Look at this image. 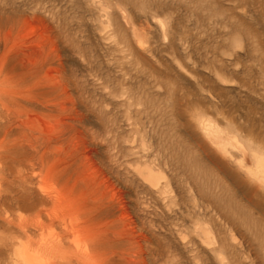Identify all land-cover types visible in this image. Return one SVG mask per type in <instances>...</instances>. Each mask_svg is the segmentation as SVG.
Instances as JSON below:
<instances>
[{
	"label": "rangeland",
	"instance_id": "1",
	"mask_svg": "<svg viewBox=\"0 0 264 264\" xmlns=\"http://www.w3.org/2000/svg\"><path fill=\"white\" fill-rule=\"evenodd\" d=\"M8 16L22 48L54 45L32 87L0 36V264L113 246L47 171L88 151L111 184L87 196L132 264H264V0H0ZM48 83H64L66 109ZM66 122L84 154L49 142Z\"/></svg>",
	"mask_w": 264,
	"mask_h": 264
},
{
	"label": "bare ground",
	"instance_id": "2",
	"mask_svg": "<svg viewBox=\"0 0 264 264\" xmlns=\"http://www.w3.org/2000/svg\"><path fill=\"white\" fill-rule=\"evenodd\" d=\"M16 16V15H15ZM18 18H20V17H18ZM41 18V17H40ZM21 19V18H20ZM13 21V22H12ZM11 22V23H10ZM18 20H15L14 18H13V16H8V18H5L4 19V17H0V36H2V37H4V40H5V43L3 42V40H2V42L4 43V48H5V50H3V54H2V57H5V56H9V55H12V56H14V58L11 60L12 61V63L14 64V63H18V64H20L21 66V69H23V74L27 71V72H30L29 73V76L31 77V79L32 80H34V75H36L37 76V83H31L30 84V86H32V87H36V86H38L40 83H38V81L39 80H41L40 79V75L42 76L41 78H43V76H44V74H45V76L47 77V75H48V73L50 72V68H51V65H52V58H51V49H52V43H53V41L50 39V37H49V35L47 36V35H41V36H39V39H40V43L38 44V45H36L37 47L35 48V47H28V48H26V49H24V48H22L19 44H18V42H17V39H18V32L21 30V28H22V26L21 25H18ZM26 22V21H25ZM10 23V24H9ZM53 39V38H52ZM23 41V40H22ZM35 41H37V40H35ZM39 42V41H38ZM31 44V43H30ZM53 45H54V43H53ZM1 64V63H0ZM54 64V63H53ZM14 66H15V64H14ZM13 67V66H12ZM35 70V71H34ZM43 74V75H42ZM45 76H44V79H45ZM47 79H48V77H47ZM38 84V85H37ZM49 85L48 86H46V87H44V89L45 88H48V91H47V93L50 91H57V93L60 95V97H58L57 99L59 100V106H58V109H60V111H61V109H66L67 108V106H66V100H68V97H70V94H69V91H68V89L66 88V86L65 87H63L64 86V83H63V86L61 87V83H57L58 85H57V88H58V86L61 88H55V86L53 85V87H52V83H48ZM66 85V84H65ZM73 86V85H72ZM34 90V89H33ZM37 90H39V89H37ZM31 91V90H30ZM35 91V90H34ZM42 92H43V90H42ZM56 93V94H57ZM28 94L29 95H32L33 94V96L32 97H35V98H32L33 100H35V99H38L40 96H38V95H40V94H38L37 92H29L28 91ZM25 95V94H24ZM45 95V94H44ZM38 96V98H36ZM46 97V96H45ZM46 98H48V97H46ZM73 98V97H72ZM71 98V99H72ZM28 99V98H27ZM31 99V100H32ZM53 99H47L46 101H45V103L46 102H49V101H52ZM74 100V99H73ZM37 101H40V100H37ZM75 101V100H74ZM56 102V103H57ZM72 103V102H71ZM51 104H54V103H51ZM54 107V106H53ZM57 108V107H56ZM70 108V107H69ZM14 112V111H13ZM12 112V113H13ZM56 112V111H55ZM28 113V112H27ZM57 113V112H56ZM29 114V113H28ZM26 116H28L27 114H26ZM31 116V115H30ZM26 121V120H25ZM28 121H30V120H28ZM73 121V120H72ZM27 122V121H26ZM45 122V121H44ZM61 122V121H60ZM60 122H59V124H60ZM48 123V122H47ZM57 123V122H56ZM65 123V122H64ZM63 123V124H64ZM75 123V122H74ZM51 124V123H50ZM69 124V123H68ZM68 124H67V122H66V124H64V127L67 125L68 126ZM62 125V124H61ZM70 125V124H69ZM71 125H72V123H71ZM74 125V124H73ZM67 126L65 127V129H61L62 130V132H61V130H60V135L59 134H57V136L59 135V138L57 139H55V140H53L52 138L49 140V142L50 143H53V145L55 146V148L54 149H56L57 151H59L60 152V150H62V148L66 145L65 143H66V141H67V144L69 143V142H71V141H73L74 142V140H72L73 138L75 139L76 137H71V141H69L68 142V139H70V135L69 134H71V130L70 129H72L74 126H71V128H67ZM60 128H63L62 126H60ZM70 131V132H68V130ZM67 130V131H66ZM72 132H73V134L75 135V134H77V133H74L75 131H73V129H72ZM79 133H81V132H79ZM73 134H71L72 136H73ZM80 135V134H79ZM78 135V136H79ZM83 135V134H82ZM82 138V140H85V138H83L82 136H79L78 138L80 139V141H81V138ZM79 139H78V142H79ZM86 141V140H85ZM84 141V142H85ZM77 142V141H76ZM83 142V143H84ZM75 143V142H74ZM82 142H80V143H76L77 145H75V144H73V143H71L72 145H73V149L75 150V148L77 149V150H75V152L76 151H78L79 153H83V151L82 150H84V148L83 149H79V148H77V147H79L78 145H80ZM239 143V142H238ZM237 143V144H238ZM65 144V145H64ZM70 144V143H69ZM71 144H70V146H71ZM235 144H236V142H235ZM52 145V144H51ZM52 145V146H53ZM64 145V146H63ZM76 147H75V146ZM81 145H83V144H81ZM89 145V144H88ZM87 145V146H88ZM50 146V145H49ZM51 146V147H52ZM53 146V147H54ZM84 146V145H83ZM239 148H241V150L243 151V154H244V156H246L247 157V151L245 150V148H243V146L242 145H240V144H238L237 145ZM50 147V148H51ZM66 147V146H65ZM85 147V146H84ZM50 148H48L47 147V149H50ZM52 149V148H51ZM70 149H72V147L70 148ZM72 149V150H73ZM79 149V150H78ZM71 151V150H70ZM81 151V152H80ZM241 151V152H242ZM47 152V151H46ZM50 152V151H49ZM54 152V151H53ZM73 152V151H72ZM78 152H76L75 154L77 155L78 154ZM96 152V151H95ZM51 153V152H50ZM74 153V152H73ZM81 153V154H82ZM85 153V152H84ZM83 153V154H84ZM87 153V152H86ZM88 153H90L89 151H88ZM88 153L85 155L84 154V156H83V158H81L82 160H79V159H77V156H76V159L78 160V162L77 161H75L74 159H73V163H71V164H69V160H65V159H62V158H56L57 156H55L56 154L54 153L53 155H52V158H51V164L49 165V169H47V171H48V174H52V175H54V176H56L59 180L61 179L62 181H63V184H64V186L65 187H67V188H69V192H70V194H71V198L69 199V207L70 208H72V206H81V208H83L84 210H85V212H87V213H89L90 214V221H92V219L93 218H95L97 221L95 222V221H92L93 223H91L90 224V227H89V232H88V235L90 236V238H91V240L92 241H99V240H103V241H107L108 243L111 241V242H113V246L111 247V248H109V246H108V244H107V246L106 247H104V248H102V249H97V251L95 250L93 253L92 252H88V250H85L84 251V254H82L81 255V263L82 264H106L107 262H113L114 260H115V258H116V256L117 257H120L121 259H123V261H124V264H132L131 262H130V260H129V258H127V256L125 255L126 253H125V250H124V252H123V248L121 249V251L123 252H121V251H119V247H118V245L116 246V247H118V248H116V247H114L116 244H117V235L119 234L118 232H117V230H118V227H117V230H115L116 228H115V223H114V221H113V223L114 224H112V225H114V227L113 226H109V224H107L106 225V227L104 226V224H102V220H101V217L99 216L100 215V213H103V215H104V213L106 214V212H102V211H100V208L99 207H97L96 206V204L95 203H97V202H91V201H89V197L87 196L88 194L89 195H91V194H93V192H95V190H96V192H97V190L99 189V188H101L102 187V185H106L107 186V188L109 187V185L111 184H109V178H107V176L103 173V171H101L99 168V166L97 165H95L93 162H92V160H94V158H90L89 156H88ZM45 154V153H44ZM47 154V153H46ZM74 154V155H75ZM49 155V154H48ZM80 155V154H79ZM59 156H60V153H59ZM81 156V155H80ZM95 156V155H94ZM44 157H45V155H44ZM62 157V156H61ZM71 157V156H70ZM64 158V157H63ZM67 159H69V158H67ZM63 160V161H62ZM71 160V159H70ZM48 161H49V159H48ZM69 161V162H68ZM79 161H80V163H79ZM96 161V160H95ZM25 162V161H24ZM59 162H62V163H60V164H58ZM97 162H98V160H97ZM62 164H63V166H62ZM65 164V165H64ZM22 165V164H21ZM62 167V168H61ZM28 168V167H27ZM87 170H86V169ZM89 169H90V171H89ZM89 171V173L90 174H92V175H90V174H88V172L85 174V172H84V174H83V171ZM47 173V172H46ZM20 174H22V173H20ZM87 174L88 175H90V176H88L87 177ZM18 175H19V173H18ZM22 177V176H21ZM61 177V178H60ZM84 177V178H83ZM85 177H87V180L85 179ZM92 178L93 180H89V178ZM97 179V180H96ZM100 179H101V183H104V184H100L99 183V185H101V187H99V185H98V183L97 182H100ZM99 180V181H98ZM96 181V182H95ZM113 183V182H112ZM106 186H104V189H106L105 187ZM97 187H98V189H97ZM96 188V189H95ZM103 188V187H102ZM101 188V190L103 191L104 189H102ZM94 190V191H93ZM58 191V190H57ZM61 191V190H60ZM95 192V194H97ZM56 193V192H55ZM98 193H101V191H98ZM104 193V192H103ZM62 194V193H61ZM68 194V193H67ZM94 194V195H95ZM59 195V194H58ZM72 195H76V197L75 196H72ZM93 195V196H94ZM92 196V195H91ZM213 196V195H212ZM61 197V196H60ZM65 197V196H64ZM75 197V198H74ZM96 197V196H95ZM1 199V198H0ZM3 199V198H2ZM2 199H1V201H2ZM93 199V198H92ZM97 200V199H96ZM3 202V201H2ZM100 204V203H99ZM4 206V205H3ZM69 208V209H70ZM104 208V207H103ZM106 209V208H105ZM113 211V210H112ZM109 215H111V214H109ZM99 216V217H98ZM99 218V220H101V221H99L98 220V218ZM108 217V216H107ZM95 219H93V220H95ZM90 223V222H89ZM89 226V225H88ZM123 227V226H122ZM119 229H121L120 227H119ZM123 229V228H122ZM125 229V228H124ZM207 229V228H206ZM206 229L205 228H203V232H206ZM4 231V230H3ZM124 231V230H123ZM121 233V232H120ZM123 234V233H122ZM127 234V233H126ZM201 234H202V232H201ZM88 236V237H89ZM133 236V235H132ZM200 236V235H199ZM120 239H122V238H120ZM119 239V240H120ZM125 239V238H124ZM118 240V241H119ZM123 240V239H122ZM116 241V242H115ZM127 241V240H126ZM121 242V241H120ZM120 242H118L119 244H120ZM129 242L131 243V244H133L132 243V241H130V239H129ZM129 243V244H130ZM45 244V243H44ZM125 243L123 242L122 244H120L121 245V247H122V245H124ZM119 245V246H120ZM130 246V245H129ZM43 247V246H42ZM124 247V246H123ZM131 247V246H130ZM44 248H46V249H48V251H49V249H53L54 247L52 246V245H49V244H46V245H44ZM213 248V247H212ZM219 248V247H218ZM218 248H215L216 250L215 251H218V250H220L221 251V249H218ZM124 249H126V247L124 248ZM214 249V248H213ZM218 249V250H217ZM225 250V249H224ZM27 250H24V252H26ZM133 252V251H132ZM219 252V251H218ZM222 252H223V250H222ZM125 253V254H124ZM220 253V252H219ZM223 254V253H222ZM22 255L23 254H20L19 253V257L21 256L22 257ZM126 256V257H125ZM131 256V255H130ZM117 259V258H116ZM132 259V258H131ZM141 259H143V258H141ZM118 260V259H117ZM17 261L18 262H20L21 264H55V263H49V262H47V261H45V262H39V261H37V259H36V256L35 255H29V256H26V257H22V259H17ZM133 262V261H132ZM143 262V261H142ZM142 262H141V264H142ZM66 263V262H65ZM144 263V262H143ZM223 263V262H222ZM66 264H70V263H66ZM135 264V263H134Z\"/></svg>",
	"mask_w": 264,
	"mask_h": 264
}]
</instances>
